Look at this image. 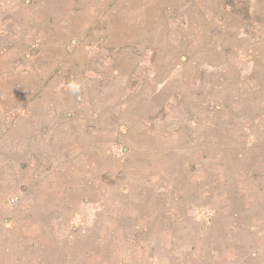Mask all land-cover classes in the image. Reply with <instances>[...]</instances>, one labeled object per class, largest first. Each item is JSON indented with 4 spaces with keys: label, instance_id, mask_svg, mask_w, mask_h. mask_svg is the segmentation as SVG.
<instances>
[{
    "label": "rangeland",
    "instance_id": "rangeland-1",
    "mask_svg": "<svg viewBox=\"0 0 264 264\" xmlns=\"http://www.w3.org/2000/svg\"><path fill=\"white\" fill-rule=\"evenodd\" d=\"M25 1L1 0L5 33ZM199 4L185 50L72 37L56 92L72 102L55 115L72 108L71 130L22 133L7 113L0 264H264V0Z\"/></svg>",
    "mask_w": 264,
    "mask_h": 264
},
{
    "label": "crops",
    "instance_id": "crops-1",
    "mask_svg": "<svg viewBox=\"0 0 264 264\" xmlns=\"http://www.w3.org/2000/svg\"><path fill=\"white\" fill-rule=\"evenodd\" d=\"M202 1L206 6L214 2ZM199 3L200 0H180L179 3L173 0L169 6L167 0H26L23 3L25 9L30 4L35 7L32 12L21 15V18H13L14 22L10 24L13 34L10 35L9 28L5 33L0 25L3 33L0 35V44L6 36L10 45L4 52L11 53L10 63L7 66L0 65V128L7 126V113L22 112L19 127L22 133L43 132L44 124L49 126L44 133L71 130V117H75L71 113L72 108L67 113L69 119L64 123L57 125L55 115L63 116L64 111L60 109L72 102L69 96L64 98L56 93L68 79L65 74L70 75V71L76 68L72 65L70 55L75 53L70 47L72 37L88 38L86 41L95 38L91 42L105 37L122 42L121 39L127 37L125 46L121 48H127L125 52H132L131 49L139 51L136 49L140 46H143L144 52L185 50L182 39L188 35L192 38V45L197 44L193 35L199 29L196 26L200 20L197 19L199 14L195 16L199 11L193 9L192 12L190 6L196 5L198 10ZM24 8L21 5L22 13ZM5 20L0 14V22ZM35 44H39L38 48L33 47ZM118 45H108L107 49L114 48L113 51L118 52ZM88 46H80L78 52L89 53ZM117 59L119 61L120 57ZM87 62L88 59H85L80 69H84L82 64ZM61 63L66 64L68 70L52 72ZM115 77V84L119 86L121 78L119 74ZM92 80L84 77L83 86L96 92H93L95 96L97 93L102 94L97 87L99 79ZM94 85L96 89H93ZM115 95L119 101L117 88ZM116 106L119 107V102ZM99 130L103 131L101 128Z\"/></svg>",
    "mask_w": 264,
    "mask_h": 264
},
{
    "label": "water",
    "instance_id": "water-1",
    "mask_svg": "<svg viewBox=\"0 0 264 264\" xmlns=\"http://www.w3.org/2000/svg\"><path fill=\"white\" fill-rule=\"evenodd\" d=\"M186 59L185 57H183V60Z\"/></svg>",
    "mask_w": 264,
    "mask_h": 264
}]
</instances>
